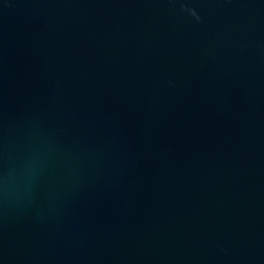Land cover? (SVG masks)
Instances as JSON below:
<instances>
[{"label":"water","instance_id":"1","mask_svg":"<svg viewBox=\"0 0 264 264\" xmlns=\"http://www.w3.org/2000/svg\"><path fill=\"white\" fill-rule=\"evenodd\" d=\"M0 264H264V0H0Z\"/></svg>","mask_w":264,"mask_h":264}]
</instances>
